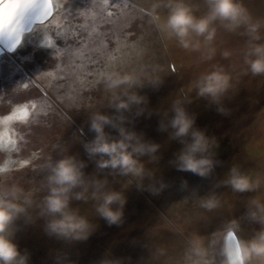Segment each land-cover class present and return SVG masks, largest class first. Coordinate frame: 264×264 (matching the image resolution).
<instances>
[{"label": "rangeland", "instance_id": "374dc122", "mask_svg": "<svg viewBox=\"0 0 264 264\" xmlns=\"http://www.w3.org/2000/svg\"><path fill=\"white\" fill-rule=\"evenodd\" d=\"M158 2L119 0L117 7L106 9L102 0H54L52 18L24 34L15 52L0 56V119L19 104L37 106L34 121L0 125V132L7 127L6 138L16 139L19 148L18 152L0 150V168L6 169L0 174L9 178L7 183L15 182L25 190L39 187L46 160L64 154L65 149L86 159L79 130L83 128L82 139L92 138L87 115L100 109L113 111L108 108L111 93L103 86L106 74L130 73L141 81H163L156 89L138 90L148 98L146 107L157 113L126 115L136 131L163 145L157 163L145 158L155 177L145 185L163 181L164 190L152 196L137 191L124 177L109 176L110 183L127 195L124 222L108 226L96 217L90 203L78 204L98 227L88 241L73 247L45 236L39 220L35 224L17 220L16 242L29 252V264H68L69 258L74 264H95L106 250L130 258V264H178L193 239L208 250L213 264H223L220 248L229 221L239 218L236 236L240 239L249 238L257 228L242 216L249 198L264 200V74L253 75L245 62L249 38L242 28L228 31L218 26L211 45L181 48L149 22L148 13ZM187 2L196 15L205 11L204 0ZM241 2L264 36V0ZM166 11L162 3L156 9L161 17ZM45 37L55 47L41 46ZM216 68L230 76L229 99L224 102L227 115L196 94L198 78ZM174 100L190 101L186 108L196 115V125L216 138L212 151L221 163L207 178L176 171L168 163L179 145L158 131V113L170 111ZM106 131L114 134L112 129ZM23 160L28 164L21 167ZM233 166L260 181L256 192L236 193L224 183ZM92 169L89 162L85 171ZM181 180L187 181V188ZM209 194L220 202L216 209L200 206V197Z\"/></svg>", "mask_w": 264, "mask_h": 264}, {"label": "clouds", "instance_id": "9594fccd", "mask_svg": "<svg viewBox=\"0 0 264 264\" xmlns=\"http://www.w3.org/2000/svg\"><path fill=\"white\" fill-rule=\"evenodd\" d=\"M161 3L167 10L163 17L156 12ZM204 4L205 11L196 15L187 0H160L148 13L149 22L158 31L174 38L181 48L191 50L211 45L218 26L228 31L242 28L249 38L245 51L248 69L253 75L264 74V36L260 35V25L252 22L241 0H204ZM41 46L46 47L44 41ZM162 82L158 78L141 81L130 73L106 74L103 86L111 93L108 108L113 111L109 114L100 109L87 115V128L93 134L92 138L82 139L83 128L79 130V142L86 159L70 153L69 149L58 157L49 158L42 166L43 175L35 189L25 190L15 182L9 184L6 182L9 178L0 174V264H29V252L22 251L16 242L19 230L16 221L22 218L27 224L41 221L45 236L68 247L88 241L98 227L80 211L78 204L90 203L98 219L108 226L119 227L124 222L127 195L110 183L108 177L113 174L126 178L137 191L152 196L164 190L166 184L163 181L158 186L145 185L146 180L151 182L155 178L146 168L145 158L149 163H157L163 145L136 131L131 126L130 115H126L151 116L155 111L146 107L148 98L138 90L144 87L156 89ZM230 88V76L222 68L202 75L195 84L196 94L215 106L221 115H227L224 102L229 99ZM189 103L174 100L170 111L158 113V131L167 133L168 142L179 145L168 160L172 168L207 178L221 163L212 151L217 141L196 125V115L186 108ZM106 128L112 129L114 134ZM89 162L93 169L86 172ZM224 183L233 192L241 194L254 193L260 186L258 179L236 166L228 170ZM180 184L188 187L186 180H181ZM219 205L214 194L200 197V206L206 210L216 209ZM242 216L257 228L249 238L240 239L236 236L239 218L229 221L220 248L223 264H264V200L254 196L249 198ZM68 264L74 262L69 258ZM95 264H130V258L115 256L106 250ZM178 264H213V260L202 243L193 239L187 242Z\"/></svg>", "mask_w": 264, "mask_h": 264}, {"label": "snow or ice", "instance_id": "6c2138e0", "mask_svg": "<svg viewBox=\"0 0 264 264\" xmlns=\"http://www.w3.org/2000/svg\"><path fill=\"white\" fill-rule=\"evenodd\" d=\"M103 6L115 8L119 0H102ZM54 0H0V43H3L9 51L15 49L21 43V37L25 31L31 30L34 24H44L53 14ZM127 6V5H124ZM29 10H37L34 16L28 15ZM112 15L111 12L108 13ZM44 44L46 47H55L52 41L45 37ZM35 103L19 104L14 107L10 114L4 115L0 119V125L7 126L13 122L28 124L35 120ZM0 132V150L19 151L17 141L13 138H6L7 131ZM15 137V131L12 132ZM28 164L27 160L21 162V167ZM6 171L0 168V172Z\"/></svg>", "mask_w": 264, "mask_h": 264}, {"label": "water", "instance_id": "95a60500", "mask_svg": "<svg viewBox=\"0 0 264 264\" xmlns=\"http://www.w3.org/2000/svg\"><path fill=\"white\" fill-rule=\"evenodd\" d=\"M36 11H37V10H29L28 15H30V16H34V15L36 14ZM52 15H53V14H52ZM51 17H52V16H51ZM51 17H50V18H51ZM50 18H49L47 21H49ZM47 21H45L44 23H46ZM35 25H41V24H39V23L34 24V25H32V28H33ZM32 28H31V29H32ZM29 31H30V30L25 31V32L23 33V35L26 34V33H28ZM23 35H22V36H23ZM21 39H22V37H21ZM17 46H18V45H17ZM16 48H17V47H16ZM16 48H15V49H16ZM15 49L9 51L8 48H7L3 43H0V56H2V55H4V54H10V53H12Z\"/></svg>", "mask_w": 264, "mask_h": 264}, {"label": "flooded vegetation", "instance_id": "af4514ba", "mask_svg": "<svg viewBox=\"0 0 264 264\" xmlns=\"http://www.w3.org/2000/svg\"><path fill=\"white\" fill-rule=\"evenodd\" d=\"M53 12H54V11H53ZM51 18H52V17H51ZM51 18H50V19H51ZM47 22H48V21H47ZM47 22H46V23H47ZM44 24H45V23H44ZM41 25H43V24H41ZM36 26H39V25H35L34 27H36ZM34 27H33L31 30H33ZM23 37H24V35L22 36L21 43L17 46V48H16L13 52H15V51L18 49V47L22 44V42H23ZM13 52H12V53H13ZM12 53H10V54H12ZM5 55H9V54H5Z\"/></svg>", "mask_w": 264, "mask_h": 264}]
</instances>
